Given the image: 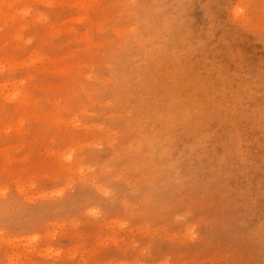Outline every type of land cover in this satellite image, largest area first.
Returning a JSON list of instances; mask_svg holds the SVG:
<instances>
[{"label":"rangeland","instance_id":"374dc122","mask_svg":"<svg viewBox=\"0 0 264 264\" xmlns=\"http://www.w3.org/2000/svg\"><path fill=\"white\" fill-rule=\"evenodd\" d=\"M0 264H264V0H0Z\"/></svg>","mask_w":264,"mask_h":264}]
</instances>
